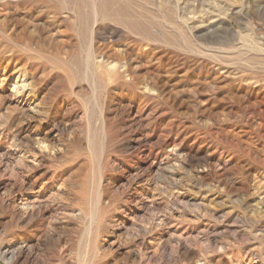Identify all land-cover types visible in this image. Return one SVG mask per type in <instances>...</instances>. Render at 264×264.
<instances>
[{
  "label": "rangeland",
  "instance_id": "obj_1",
  "mask_svg": "<svg viewBox=\"0 0 264 264\" xmlns=\"http://www.w3.org/2000/svg\"><path fill=\"white\" fill-rule=\"evenodd\" d=\"M0 260L264 264V0H0Z\"/></svg>",
  "mask_w": 264,
  "mask_h": 264
},
{
  "label": "built area",
  "instance_id": "obj_2",
  "mask_svg": "<svg viewBox=\"0 0 264 264\" xmlns=\"http://www.w3.org/2000/svg\"><path fill=\"white\" fill-rule=\"evenodd\" d=\"M0 264H6V263L3 260L2 261L0 260Z\"/></svg>",
  "mask_w": 264,
  "mask_h": 264
}]
</instances>
